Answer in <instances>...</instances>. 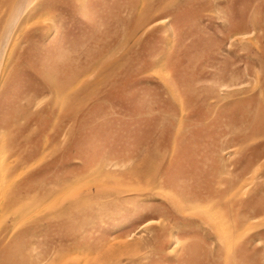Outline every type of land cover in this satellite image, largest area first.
Returning <instances> with one entry per match:
<instances>
[{
    "label": "rangeland",
    "instance_id": "1",
    "mask_svg": "<svg viewBox=\"0 0 264 264\" xmlns=\"http://www.w3.org/2000/svg\"><path fill=\"white\" fill-rule=\"evenodd\" d=\"M0 264H264V0H0Z\"/></svg>",
    "mask_w": 264,
    "mask_h": 264
}]
</instances>
